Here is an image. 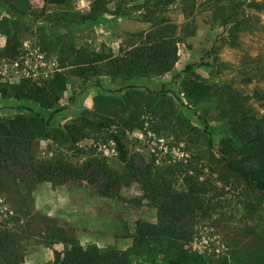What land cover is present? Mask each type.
Wrapping results in <instances>:
<instances>
[{"label":"rangeland","instance_id":"rangeland-1","mask_svg":"<svg viewBox=\"0 0 264 264\" xmlns=\"http://www.w3.org/2000/svg\"><path fill=\"white\" fill-rule=\"evenodd\" d=\"M250 1L169 0L157 13L174 25L180 40L173 67L111 77L94 72L83 59L122 53L138 42L134 34L149 27L141 0L126 8V16L114 14L111 2L99 21L83 20L88 0H0V81L29 78L42 85L56 72L65 78L50 107L0 97V118L33 112L51 116L50 128L58 129L85 112L112 123L110 129L86 132L72 145L60 138H36L33 154L72 162L100 157L120 171L110 136L115 130L134 163L184 193L192 208L188 239H149L140 247L138 233L155 224L156 208L138 180H126L114 197L100 196L96 185L39 181L26 203L28 215L18 221L17 264L68 262L69 243L40 237L47 224L58 226L86 251L116 255L114 264H164L161 258L177 254L201 264H264V192L225 167V160L249 169L259 166L233 147L232 138L238 137L231 123L243 116L253 123V116L264 127V14L247 7ZM233 6L247 23L229 19ZM8 32L15 40L13 54L4 52ZM75 62L86 68L83 74ZM234 93L233 106L222 101ZM11 217L0 194V222Z\"/></svg>","mask_w":264,"mask_h":264},{"label":"trees","instance_id":"trees-1","mask_svg":"<svg viewBox=\"0 0 264 264\" xmlns=\"http://www.w3.org/2000/svg\"><path fill=\"white\" fill-rule=\"evenodd\" d=\"M50 4H65L67 0H43ZM89 12L83 20L99 21L102 14L107 12V5L114 4L113 13L126 16V8L138 0H88ZM144 7V21L149 23L145 31L134 34L138 42H133L129 48L115 55L91 54V58H84V63L94 69L96 73H103L111 77L122 75L145 76L169 71L177 59V43L179 37L174 34V25L166 24V20L159 18V8L169 0H141ZM166 1V2H164ZM247 7L264 14V0L247 2ZM229 19L237 25L248 22L243 18L235 6L232 7ZM13 28H11L12 30ZM4 47L6 54L15 52L13 35L7 33ZM102 63V66L99 65ZM77 73L83 74L85 67L75 62ZM99 67V68H98ZM190 67L186 66V70ZM63 73L56 72L49 80L37 84L29 78H23L18 83L0 81V97L14 99H32L41 105L50 107L58 99V94L64 89ZM229 87V86H227ZM237 100L234 94L223 98L226 104H233ZM240 108V106L238 107ZM50 117L47 119L39 114H16L10 118H0V194L12 211V217L0 222V264H17V246L20 241L18 221L28 215L27 202L33 186L39 181H51L63 184L75 181L96 185L98 194L103 197L116 196L117 188L126 180H138L142 189L147 193L156 208V222L138 233L140 247L149 239H169L171 241L186 240L188 219L192 216V208L185 199V194L170 188L165 180L147 176L145 167L136 165L129 157L122 143L120 135L110 130L111 139L118 152V161L122 170L115 171L108 167L100 157H89L81 162H72L64 158H38L33 154V141L39 137L53 140L62 139L66 145H72L86 137V132L100 129H110L112 123L98 121L83 112L76 121L66 123L58 129L50 128ZM240 120H232L233 130L238 140H233V146L240 152L248 154L258 162L257 168H246L225 160V167L245 184L264 192V127L256 118L251 116ZM128 125V121H122ZM240 126V128L238 127ZM222 156L221 151H219ZM44 241L52 243H69L72 247L66 264H114L116 255L109 258L101 256L95 249L86 251L75 240L69 239L62 229L53 224H47L42 234ZM75 254V255H73ZM164 264H201L197 259L177 254L170 259L161 258Z\"/></svg>","mask_w":264,"mask_h":264}]
</instances>
